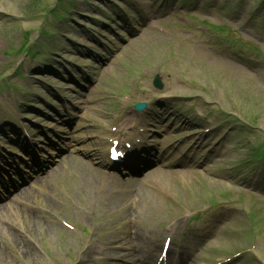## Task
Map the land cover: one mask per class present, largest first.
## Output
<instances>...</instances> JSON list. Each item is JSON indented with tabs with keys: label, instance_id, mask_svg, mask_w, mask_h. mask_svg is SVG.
Returning <instances> with one entry per match:
<instances>
[{
	"label": "rangeland",
	"instance_id": "1",
	"mask_svg": "<svg viewBox=\"0 0 264 264\" xmlns=\"http://www.w3.org/2000/svg\"><path fill=\"white\" fill-rule=\"evenodd\" d=\"M29 1L33 0H0V14L3 16H0V76L9 75L19 58L15 56L14 50L19 45L21 35L15 34L17 30L14 29L34 31L42 23V20L34 22L37 18H33L32 11L28 9ZM45 1L44 4L50 6L54 0ZM101 1L86 0L88 6L83 5L82 11L87 17L85 20L82 17L75 19L77 25L69 28V33L74 34L77 26L88 21L87 28L93 33V40L80 33L69 39V42L59 41L56 48L65 53L61 55L64 59L61 63H83V57L76 54L78 45L99 52L106 50L109 44L114 46L120 36L128 40V45L123 44L124 47L122 43L117 44L121 51L116 60L117 65L104 73H96L95 78L99 81L97 88L104 97H117L120 95L116 94L118 91H126L129 97L124 104L126 108L138 102L156 100L152 103L153 108L145 114L149 120L153 117L156 123L151 122L153 127L148 124L150 122L144 125L147 130L142 136L148 147L143 145L146 149L140 155L154 160V155L169 145L167 149L164 148L169 163L159 168L162 170L160 176L155 175L159 171L152 178L143 175L141 183L136 184L137 189L131 193L126 190L127 186L134 187L127 185L124 180L115 184L106 179L109 185L93 176L87 167L80 173L73 168L57 172L38 190L37 186L27 190L21 199L0 208V264H58L57 259L60 264L61 261L70 264L68 252L75 255L76 259L85 261V264H115L105 254V239L115 238L122 233L127 240L123 248L131 253H139L141 245L149 247L154 239L161 238L168 229L189 227L188 219L201 212L205 205H216L221 197L220 191L224 192L225 189L224 198L219 201L228 198L238 206L232 209L226 205L221 209L222 213L212 215L216 221V226H213L219 233L209 239L206 247L203 246L206 248L203 256L210 261H220L252 247V254H244L227 264H264V191L254 187L250 189L255 184L254 176L240 179L241 170L225 172L236 170L233 166L245 158L242 141L246 136L238 135L239 129L243 128L228 126L224 117L213 110L214 107L225 110L228 112L226 116H233L241 122L247 121L252 124V131L258 130L264 134V0H243L242 6L240 0H179L176 5L183 11L198 3L196 9L192 7L194 10L191 14L195 30L203 34L202 41L198 43L192 39L193 35L180 33L170 39L148 30L145 23L150 19L143 24V19L141 21L137 14H133L137 36L129 37L124 32L125 28L121 27L124 21L111 25L114 21L107 22V17L97 16L94 8H104ZM109 1L128 5V11L135 8L131 0ZM143 1L146 2L144 9H139L143 16L150 17L155 8H152L149 0ZM156 1L152 2L155 4ZM138 4L135 0V5ZM162 9L165 7L162 6ZM172 16L176 14L170 18ZM93 17L100 18L98 26L90 21ZM23 19L32 23L24 22ZM161 19L157 20L154 14L151 23L158 25L164 22ZM3 30H9L10 35L5 37ZM36 35L30 37L31 41ZM230 47L243 51L241 54L245 55L244 58H253L252 61L245 63L235 57L227 60L225 56L217 55L219 51L231 54ZM177 50L178 56L172 57ZM156 75L163 86L158 91L151 86ZM137 77L141 78L139 88H136ZM13 80L18 83L19 78L14 74ZM35 83L32 79L27 81L30 85ZM17 93L15 88L9 90L0 87V117L7 118V115L13 114L19 126L26 124V120L39 124L36 116L26 117L21 113L23 103L18 100ZM36 93H42L39 86ZM120 93L123 94L120 97L125 95L124 92ZM175 100L180 101L175 103ZM41 110L46 112L47 108L41 107ZM131 114L136 119L133 110ZM208 114V117H202ZM108 116L110 119L111 116ZM108 116L100 117L98 113L88 112L84 118L101 120ZM85 120L75 123L87 128ZM143 121L146 122L145 119ZM209 122L218 129L210 133L202 132ZM254 133L251 132L250 136L256 139L258 136ZM247 147H256L264 156V138L258 143L251 142ZM151 148L152 155L149 156L147 152ZM186 153L190 156L185 157ZM210 156H214L216 161L203 162L205 157ZM178 160L195 165H186L185 169L176 172V177L174 172L169 171L173 170V165L177 168L180 163ZM262 177L264 179V174ZM42 223L50 227L42 226ZM79 224H83L86 230L75 228L76 231H73L67 228ZM117 225L121 228H117ZM19 226L20 232L16 234L15 228ZM35 245L40 249L38 253L31 251V246Z\"/></svg>",
	"mask_w": 264,
	"mask_h": 264
}]
</instances>
